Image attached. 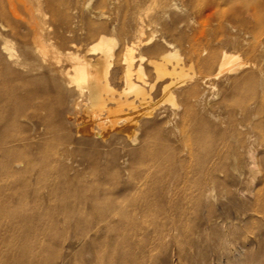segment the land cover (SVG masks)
Segmentation results:
<instances>
[{"label": "rangeland", "instance_id": "obj_1", "mask_svg": "<svg viewBox=\"0 0 264 264\" xmlns=\"http://www.w3.org/2000/svg\"><path fill=\"white\" fill-rule=\"evenodd\" d=\"M121 4L0 0V33H13L14 55L26 53L23 71L54 78L17 90L27 100L0 151V231L9 222L23 234L21 264H264V0L204 28L183 7L153 24L159 3L138 23ZM100 41L112 58L91 110L73 65L97 60L90 50ZM224 53L231 71L217 75ZM129 58L146 106L124 91ZM122 102L152 110L134 144L109 131ZM38 105L43 120L33 116ZM15 242L2 232L0 264Z\"/></svg>", "mask_w": 264, "mask_h": 264}, {"label": "bare ground", "instance_id": "obj_2", "mask_svg": "<svg viewBox=\"0 0 264 264\" xmlns=\"http://www.w3.org/2000/svg\"><path fill=\"white\" fill-rule=\"evenodd\" d=\"M115 1L116 2L122 1L125 4V8L127 10L135 12L136 13L135 22L137 23L141 22L140 20L141 14L148 11V9L145 8L146 6H151L153 3H159L161 5L159 7L160 10L157 11L155 17H151L150 23L159 24L161 17L158 18L157 15H160L163 18L164 16H169L170 14H172L173 10L180 11L178 10L179 7H183L194 16L193 18L194 20H196L198 26L202 28L206 27L211 23H216L217 25L221 26L223 23H225V19L227 15L242 13L249 7L248 6L249 0H115ZM259 8H260L259 5L251 7V13H253L251 15L254 16L259 11ZM7 17H8V13L6 11L0 12L1 21L4 22ZM10 36H13V33H11V35L0 33V87L5 88L6 85L8 86V92L4 93V95L0 94V145L2 146V147L0 146V151H2L3 147L11 143V141L6 137L7 133H9L11 129V124L15 121H18L24 116V109L20 107V103L25 102L27 98L26 100L18 99L17 90L19 88H24L28 84L39 85L41 83L42 84L47 83L48 85L49 84L54 85V81H53L54 78L40 77V76L31 77L32 76L31 70H27L26 72L23 71V69H25V63L24 61L20 60V57H24L26 53H22L21 56H16L13 54V52H11V49L8 45V38ZM190 42L192 43L193 46H199L201 45V38L199 35H195L194 37L190 38ZM90 51L93 53L99 52L101 56L94 62H91L89 60L81 61L78 58H74L75 64L73 65V69L78 73L79 77L81 78L80 81L82 82L81 86H79L78 88V91L80 92V94L85 93L87 95L88 103L87 105H85V108L87 106V108L94 110L103 102V99L101 97V92L106 90V86H103V84L99 82L100 81L99 79L102 78L104 79L103 81H107L108 66L106 65V63L108 62L107 61L108 58H112V57H111V47L107 41H100ZM212 59H215V57ZM128 61L129 63L126 65L124 69V85H125L124 91L126 90L130 91L132 94H134V99L140 101L139 103L141 106H146L147 98L142 91L143 88L140 89L141 87L135 86L132 83L131 80L132 65L130 63V58ZM164 61L170 62L169 58H164ZM232 61L233 59L230 57V55L228 56L227 54L224 53L221 58V63L217 75L223 71H231L229 65ZM153 65L157 72L158 80L162 79L165 75H167V71L163 65L156 63ZM47 68L49 71H53L52 67L48 66ZM38 69H41V66H39ZM171 72L175 74L176 68L173 67ZM178 74L180 75L181 72H179ZM169 88L170 85L164 87V91L167 93L166 101L171 102L173 104V98L169 92ZM46 108L47 107H45L44 105H38L33 107V116L37 119L43 120L40 113L41 111H46ZM136 109L137 107L133 103H127V102L117 103L116 109L112 114L113 119L111 120V126L109 129V131H112L115 134L126 135L130 140L131 144H134L136 141L135 127L138 123V119L142 115H150L152 111L150 109H146V111L136 112ZM90 118L91 117L89 116V121H91ZM88 122L86 123L88 124ZM87 127L89 128V124L88 126H86L87 131L85 133L91 134L92 130L89 131L90 129H87ZM13 162L14 159H12L11 157H9V155H7L6 169L10 168ZM19 165L20 163L17 162L15 164V167H19ZM2 232H4V237H10L11 240L14 241L16 240V242L13 244L9 243L7 245V248L10 249V254L8 255V257L1 258L2 259L1 264H21V260L19 259L21 258L22 249H23L21 246L22 242L24 241L23 234L16 235L15 231L13 230V227L9 222L8 225L5 227V230L0 231V235L2 234Z\"/></svg>", "mask_w": 264, "mask_h": 264}]
</instances>
